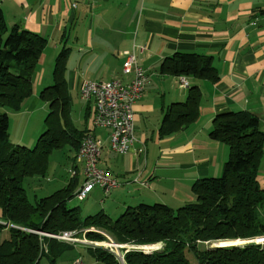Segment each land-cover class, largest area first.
<instances>
[{
  "label": "crops",
  "instance_id": "1",
  "mask_svg": "<svg viewBox=\"0 0 264 264\" xmlns=\"http://www.w3.org/2000/svg\"><path fill=\"white\" fill-rule=\"evenodd\" d=\"M0 8L9 27L19 25L48 39L38 68L55 67L60 50H69L71 120L103 141L99 166L119 182L108 208L115 202L121 211L142 202L178 208L194 201L193 183L217 177L218 152L223 168L231 153L226 143L210 137L218 115L247 111L258 118L264 132V0H0ZM125 51L135 52L149 78L134 107L136 141L128 152L118 154L111 148L110 130L92 126L95 105L80 97V85L85 80L129 82L132 74L122 71ZM177 52L212 56L219 81L165 74L163 61ZM38 68L34 95L24 103L30 110L48 107L40 98L44 87L38 88L46 71L42 74L43 68ZM181 77L188 86L182 85ZM193 87L201 91L196 120L162 136L166 107L186 102ZM75 97L83 102L77 120L72 115ZM26 132L25 125L18 134L22 142ZM71 151L76 155L78 150ZM78 166L75 158L67 172ZM82 175L72 180L67 176L66 184L73 181L75 192L84 181L83 171ZM258 180L264 188V147Z\"/></svg>",
  "mask_w": 264,
  "mask_h": 264
},
{
  "label": "trees",
  "instance_id": "2",
  "mask_svg": "<svg viewBox=\"0 0 264 264\" xmlns=\"http://www.w3.org/2000/svg\"><path fill=\"white\" fill-rule=\"evenodd\" d=\"M47 45L46 37L19 25L9 31L0 8V209L1 220L10 225L0 240V264H39L45 256L61 254V243L68 246L56 239H41L31 231H86L95 241L109 236L118 244H164L163 249L152 252L124 250V264H264V244L217 245L264 236V188L258 180L264 132L258 118L247 111L215 118L210 137L226 143L231 151L223 174L196 180L191 188L194 201L178 208L142 202L128 206L116 220L104 210L82 217L79 207L68 206L75 197L73 181L49 196L30 200L26 181L45 177L53 151L66 146L77 151L89 134L71 120L72 99L66 81L69 50L64 47L56 59L53 83L40 92L50 111L35 147L11 142L10 117L3 108L20 110L34 95L33 76ZM161 71L212 82L220 79L212 56L190 52L167 57ZM200 97L199 88L193 87L186 102L167 106L161 135H172L196 120ZM94 249L95 257L105 264H121L107 249Z\"/></svg>",
  "mask_w": 264,
  "mask_h": 264
},
{
  "label": "built area",
  "instance_id": "3",
  "mask_svg": "<svg viewBox=\"0 0 264 264\" xmlns=\"http://www.w3.org/2000/svg\"><path fill=\"white\" fill-rule=\"evenodd\" d=\"M140 50L142 53L143 48ZM124 54L126 58L123 62L122 71L125 75L132 74L129 82L124 83L122 80H85L80 85V97L87 102L93 101L95 105L92 126L110 130L111 148L118 154L128 152L136 141L134 107L143 96L149 78L146 70L137 62L134 51H125ZM181 83L184 86L189 85L186 77H181ZM103 147V141L92 134H88L82 139L81 164H83L84 181L82 191L78 193L77 199L79 201L87 199L96 186L102 188L105 197H108L113 189L119 186V182L115 178L107 177V169L99 166L100 150H103ZM69 174L71 179L73 177L72 168L69 170ZM42 232L43 238L56 239L71 246L83 244L96 248L102 245L101 247L114 254L121 264L124 250H131V248L117 246V243L113 242L107 235L110 243L88 239L86 231L82 234H78L76 231H62L54 234ZM251 240L261 241V244H264V236ZM244 241V239H237L236 242L227 241L224 244L243 245ZM75 264L85 263L78 259Z\"/></svg>",
  "mask_w": 264,
  "mask_h": 264
},
{
  "label": "rangeland",
  "instance_id": "4",
  "mask_svg": "<svg viewBox=\"0 0 264 264\" xmlns=\"http://www.w3.org/2000/svg\"><path fill=\"white\" fill-rule=\"evenodd\" d=\"M12 29V27H9V31ZM7 35V34H6ZM43 68V73L46 71L45 80L42 82L38 88L40 90L44 87L49 86L51 84V73L53 72L54 66L51 67V65H44L39 66L38 69ZM27 101V100H26ZM74 106L72 109V115L75 117V120H77L76 116H78L79 107L83 104L79 99L76 97L74 98ZM25 103V102H24ZM23 103L22 108L20 110H12L11 108H3V112L9 113V117L11 118V142L15 144V146L21 145L26 146L27 148L33 149L37 143V140L40 136V132L45 127V120L49 114V106L46 108V110H43L42 108H36L35 110L27 109L25 104ZM26 125L27 132L25 139L23 142L21 141L20 137H18V134L20 133V130L24 128ZM79 126L80 123L78 124ZM39 130V133H37ZM35 132L38 135H35ZM27 140V141H26ZM71 156H74V152H70V147H65L63 149L55 150L52 152V154L49 157V164L48 168L46 170V176L45 177H36L34 179L29 178L26 183L25 187L28 192V196L30 200L33 202L36 198H43L46 196H49L56 192L57 190H60L67 186L66 179L67 176L70 179V174L67 172V168L71 166L72 160L70 159ZM222 153L218 152V160L219 163L217 165V177L219 178L222 176L224 168L222 167L221 163ZM229 158V157H227ZM225 161V160H224ZM224 163V162H223ZM78 178H82V171L83 167L79 164L78 166ZM81 184V183H80ZM263 188V187H262ZM99 186H97L88 196L87 199L84 201H79L76 197H74L68 204L69 208H75L79 207L81 210L82 217L95 215L97 212L103 210L109 214V216L116 220L118 216L123 213L126 208H124L121 211V206L118 202L113 203V205L108 208V205L112 202L111 196L104 198L103 191ZM125 199L123 196L120 200ZM156 203V202H154ZM121 204V203H120ZM139 203H136L132 206H135ZM153 204V203H151ZM120 208V209H119ZM1 209H0V240L4 239L7 232L10 229V225H7L6 222L1 220ZM95 229V228H94ZM100 230V229H97ZM103 232V231H102ZM106 237V236H105ZM87 238V237H86ZM90 238V237H89ZM88 238V239H89ZM95 241V240H94ZM107 243H110L108 238L106 237L105 240ZM236 240H232L230 242H236ZM226 244V242L219 243L217 245ZM216 243H213L215 245ZM224 244V245H225ZM63 248V251L61 254H58L57 256L49 257L45 256L40 261L39 264H75L76 259H82L85 264H105L104 262L98 260L94 253L95 249L89 248V246L78 244L75 247L65 244H60ZM160 246L161 250L164 248V244H157ZM102 245H99L101 247ZM135 248H131V250H134ZM152 252V251H151Z\"/></svg>",
  "mask_w": 264,
  "mask_h": 264
},
{
  "label": "bare ground",
  "instance_id": "5",
  "mask_svg": "<svg viewBox=\"0 0 264 264\" xmlns=\"http://www.w3.org/2000/svg\"><path fill=\"white\" fill-rule=\"evenodd\" d=\"M101 153H102V150H100V156H101ZM81 156H82V141L80 143V146H79V149H78V153L76 154V161L78 164L81 163ZM72 172H73V177L71 178L74 179L77 177V169L76 168H72ZM84 174V173H83ZM107 177L108 178H114L111 171L107 169ZM82 187H83V183H81V185L76 189V192H75V197L77 198L78 197V193H80V191H82ZM31 232H34V233H37L40 235L41 239L43 238V232L42 231H31ZM251 242H254V243H261V241H252V240H245L244 241V244L246 243H251ZM117 246L119 247H127V248H135V249H140V250H143L145 252H151V251H156L158 249H160V246L159 245H143V246H137V245H129V244H118L117 243ZM122 264H124V255L122 257Z\"/></svg>",
  "mask_w": 264,
  "mask_h": 264
}]
</instances>
